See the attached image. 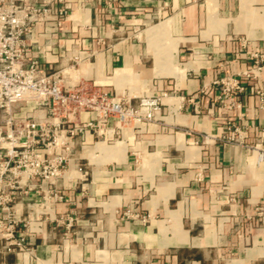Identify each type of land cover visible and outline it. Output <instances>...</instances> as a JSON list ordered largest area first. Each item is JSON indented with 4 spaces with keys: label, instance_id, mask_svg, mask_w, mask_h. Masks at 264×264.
<instances>
[{
    "label": "crops",
    "instance_id": "1",
    "mask_svg": "<svg viewBox=\"0 0 264 264\" xmlns=\"http://www.w3.org/2000/svg\"><path fill=\"white\" fill-rule=\"evenodd\" d=\"M66 1L62 24L34 27L30 55L70 87L161 97V114L76 135L44 184L58 196L16 201L25 247L0 238V264H264V61L251 54H264V0ZM228 76L244 86L233 107L218 100Z\"/></svg>",
    "mask_w": 264,
    "mask_h": 264
},
{
    "label": "built area",
    "instance_id": "2",
    "mask_svg": "<svg viewBox=\"0 0 264 264\" xmlns=\"http://www.w3.org/2000/svg\"><path fill=\"white\" fill-rule=\"evenodd\" d=\"M56 2L62 5L55 8ZM69 10L66 0H0V238L14 240L8 247H25L24 236H14L16 201L31 190L58 196L44 184H53L65 171L76 135L87 130L98 133L112 119L139 127L161 114V97L143 95L133 105L132 97L112 96L85 84L70 87L61 82V71H51L30 55L34 27L54 19L62 24ZM251 54L260 69L264 54L259 49ZM217 83H221L218 100L233 107V95L244 90L242 82L228 76ZM28 105L31 109L24 112ZM85 111L94 112L95 119L77 122ZM227 126L226 139L234 141L237 125L230 119ZM259 213L264 219L263 210ZM22 225L29 228L30 220ZM71 227L72 217L67 223Z\"/></svg>",
    "mask_w": 264,
    "mask_h": 264
}]
</instances>
